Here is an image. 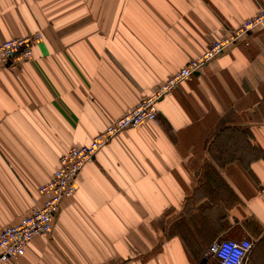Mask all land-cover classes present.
Listing matches in <instances>:
<instances>
[{
    "label": "crops",
    "instance_id": "obj_1",
    "mask_svg": "<svg viewBox=\"0 0 264 264\" xmlns=\"http://www.w3.org/2000/svg\"><path fill=\"white\" fill-rule=\"evenodd\" d=\"M263 8L264 0H0V43L43 35L29 61L0 68V231L42 205L39 186L70 147L88 144ZM262 103L257 29L160 99V123L98 151L50 236L3 264H211L208 248L224 238L248 239L245 264H264ZM245 148L258 156L245 161Z\"/></svg>",
    "mask_w": 264,
    "mask_h": 264
},
{
    "label": "built area",
    "instance_id": "obj_2",
    "mask_svg": "<svg viewBox=\"0 0 264 264\" xmlns=\"http://www.w3.org/2000/svg\"><path fill=\"white\" fill-rule=\"evenodd\" d=\"M264 28V9L244 21L227 36L213 41L204 53L190 60L183 68L163 83L156 93L140 101L127 110L121 117L110 123L107 128L95 135L83 146L70 147L58 162L51 178L39 187L43 197L40 207L24 215L17 224L0 231V264L7 263L24 255L27 245L35 238L50 236L53 222L64 199L72 197L76 190L77 177L82 168L93 161L98 151L106 146L119 133L137 129L145 122L157 120V104L176 83L192 78L217 55L235 45L242 37L257 27ZM40 41V34L5 40L0 43V68L13 71L22 62L32 58V49ZM253 248L248 239L238 241L219 239L213 241L208 251L217 264H245Z\"/></svg>",
    "mask_w": 264,
    "mask_h": 264
},
{
    "label": "rangeland",
    "instance_id": "obj_3",
    "mask_svg": "<svg viewBox=\"0 0 264 264\" xmlns=\"http://www.w3.org/2000/svg\"><path fill=\"white\" fill-rule=\"evenodd\" d=\"M264 9V8H263ZM261 11V10H260ZM260 11H259V13H260ZM249 19V18H248ZM248 19H246V20H248ZM245 20V21H246ZM257 29H264L263 27H261V26H259V27H257L255 30H257ZM38 34H40V41L42 40V38H43V35L41 34V33H38ZM39 43V42H38ZM199 56V55H198ZM198 56H196V57H198ZM195 57V58H196ZM194 59V58H193ZM174 75V74H173ZM183 81H185V80H183ZM183 81H180V82H178V83H176L175 84V86L170 90V91H168L165 95H164V97L166 96V95H168L171 91H173L174 89H176ZM166 82V81H165ZM164 82V83H165ZM162 85V84H161ZM161 85H159L157 88H156V90L154 91V93L153 94H151V95H149L148 97H150V96H152V95H154L155 93H156V91L158 90V88L161 86ZM145 98H147V97H144V98H142L141 99V101L143 100V99H145ZM140 103V102H139ZM139 103H137L135 106H137ZM158 105L159 104H157V120L156 121H153V122H151V123H160V115H159V111H158ZM134 106V107H135ZM262 107H264V103H262ZM146 123V122H145ZM120 134V133H119ZM116 137V136H115ZM114 137V138H115ZM245 150H246V153L244 154V156L246 157V159H245V161L247 160V158H252V157H255V156H258L256 153H255V155L253 156L252 155V153H251V151H249L247 148H245ZM250 160H248V162H249ZM244 164H247V162H244ZM40 187V186H39ZM209 263H211V264H215V261L213 260V261H211V262H209Z\"/></svg>",
    "mask_w": 264,
    "mask_h": 264
},
{
    "label": "water",
    "instance_id": "obj_4",
    "mask_svg": "<svg viewBox=\"0 0 264 264\" xmlns=\"http://www.w3.org/2000/svg\"><path fill=\"white\" fill-rule=\"evenodd\" d=\"M207 253H208V255H210V252L209 251H207Z\"/></svg>",
    "mask_w": 264,
    "mask_h": 264
}]
</instances>
